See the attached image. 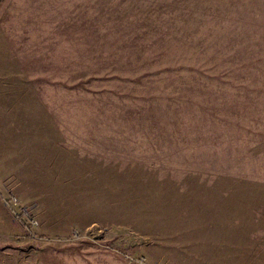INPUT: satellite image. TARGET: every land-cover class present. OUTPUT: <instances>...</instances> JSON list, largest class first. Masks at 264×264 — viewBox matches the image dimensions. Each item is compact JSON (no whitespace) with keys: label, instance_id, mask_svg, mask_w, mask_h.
Instances as JSON below:
<instances>
[{"label":"rangeland","instance_id":"obj_1","mask_svg":"<svg viewBox=\"0 0 264 264\" xmlns=\"http://www.w3.org/2000/svg\"><path fill=\"white\" fill-rule=\"evenodd\" d=\"M7 4L0 218L30 238L0 264H264V124L224 84L264 68V0Z\"/></svg>","mask_w":264,"mask_h":264},{"label":"trees","instance_id":"obj_2","mask_svg":"<svg viewBox=\"0 0 264 264\" xmlns=\"http://www.w3.org/2000/svg\"><path fill=\"white\" fill-rule=\"evenodd\" d=\"M4 0H0V7L3 4ZM222 54H225L224 52H221ZM236 56L238 55L235 54ZM235 58V57H234ZM264 68L262 67H254L247 65L242 66L238 65L233 68V70L230 71L229 75H227V80L233 79L230 82L224 83L227 87L233 89V90H239L243 91L246 94L253 93L252 97L246 100L247 106L245 110L242 112L240 107L242 106V103H237L236 106L237 109L234 111V113H237L238 120L242 121L243 116H247L248 113L252 114L250 115V118L253 117L254 120L252 121V124L261 125L264 124V118L260 119L261 114L264 113V107H262V97L264 96ZM263 72V73H262ZM209 81L216 82V85L219 87V85L222 86V82L218 79L212 78L210 76H207ZM221 78V74L218 76ZM243 85H248L247 87H243ZM242 87L244 89H242ZM251 88V90H250ZM200 89H204V92L209 91L208 84L204 86L203 88L200 87ZM242 89V90H241ZM220 98H215L211 101H208V103H213L214 101L218 100ZM256 114V115H254ZM247 119V118H246ZM230 120H225L224 123H229ZM251 120H248L247 122H250Z\"/></svg>","mask_w":264,"mask_h":264},{"label":"crops","instance_id":"obj_3","mask_svg":"<svg viewBox=\"0 0 264 264\" xmlns=\"http://www.w3.org/2000/svg\"><path fill=\"white\" fill-rule=\"evenodd\" d=\"M7 2H8V0H6L5 2H4V5H3V7H2V9H1V11H0V25L1 26H5V25H7V19H8V17L10 16V14H11V12H9V14L6 12L5 14H4V11H5V9H7L8 10V4H7ZM10 3V2H9ZM7 4V5H6ZM20 4H21V1H20ZM19 4V5H20ZM10 5V4H9ZM19 5H16V6H14V8H13V10H12V12L13 11H15V8L16 7H18ZM20 9H17V11H19ZM0 43H3V42H0ZM3 46V48H2V50L0 51V52H5L6 50H4L5 49V46L2 44H0V48ZM44 131H42V133H43ZM37 139H38V137H37ZM36 139V140H37ZM38 142V141H37ZM40 142H43V141H40ZM3 205H4V202H3ZM6 207H7V205H6ZM6 212L4 211V214H5ZM1 217V216H0ZM27 227H25V226H23V225H21L20 223H14L13 221H10V219L8 220V218H6V217H4V220H2V218H0V243H7V241L8 240H15V239H17L18 241H24V240H26V239H28V238H30L29 237V234H30V231H29V233L28 234H25V229H26ZM28 229V228H27ZM27 231V230H26ZM27 235V236H26ZM35 235H33L32 236V238L34 237ZM15 238V239H14ZM72 244V243H71ZM70 243H69V245H71ZM97 247H99V246H97ZM100 249H110V248H108V247H106V246H103L102 245V247H99ZM64 249V251L65 252H63V253H60L58 256L57 255H55L54 254V256L53 255H49V258L47 259L48 261H49V264H74L73 262H77L78 264L80 263V264H82L81 262H80V260L76 257V259H75V255H73L72 256V252L69 250V249H65V248H63ZM84 250V252H90V253H92L93 252V248L92 247H90L89 249H83ZM113 251H115V250H113ZM42 252H43V249H42ZM44 252H46V251H44ZM83 252V253H84ZM47 253V252H46ZM49 254V253H48ZM58 257L60 258V259H58ZM125 257H126V259H127V261H128V263H126V264H144V263H140V262H138V261H136L137 260V258H136V260H133V261H130V260H128V255H125ZM73 259V260H72ZM37 264H39V262L41 261V258L38 256V258H37ZM110 262V261H109ZM84 264H88V262L85 260L84 261ZM109 264V263H108Z\"/></svg>","mask_w":264,"mask_h":264},{"label":"built area","instance_id":"obj_4","mask_svg":"<svg viewBox=\"0 0 264 264\" xmlns=\"http://www.w3.org/2000/svg\"><path fill=\"white\" fill-rule=\"evenodd\" d=\"M5 204L7 206H15L18 204V199L15 197V195L11 194L10 197L5 201ZM21 211H23V213H28L27 210L25 208H22ZM33 224H35L34 222H32ZM132 260H136V259H132ZM136 261L140 262V263H145V258L141 257L138 258Z\"/></svg>","mask_w":264,"mask_h":264}]
</instances>
